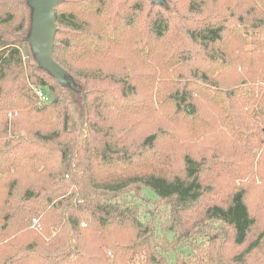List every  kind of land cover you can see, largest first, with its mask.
<instances>
[{
	"label": "trees",
	"instance_id": "1",
	"mask_svg": "<svg viewBox=\"0 0 264 264\" xmlns=\"http://www.w3.org/2000/svg\"><path fill=\"white\" fill-rule=\"evenodd\" d=\"M165 1L60 0L78 93L0 0V264H264V0Z\"/></svg>",
	"mask_w": 264,
	"mask_h": 264
},
{
	"label": "rangeland",
	"instance_id": "2",
	"mask_svg": "<svg viewBox=\"0 0 264 264\" xmlns=\"http://www.w3.org/2000/svg\"><path fill=\"white\" fill-rule=\"evenodd\" d=\"M152 1L166 4L165 0H152ZM231 1L241 2L243 0H231ZM28 5H29V19L26 25L25 32L22 35V37H24L27 40L31 49L28 55L26 54L24 55V60L29 63V67L31 70L35 72L44 73L45 75H50L56 78V80H58L60 83L68 85L70 88L74 89L75 92L81 93V90L78 89L74 80L72 78H69L65 73V71L55 66L54 62L49 57L48 51H46V49L44 48V44L38 35V8L36 6V0H29ZM249 22L250 20L248 19L244 21V25H245L244 29L246 28L247 29L246 31L250 33L251 30L248 28ZM27 70H29V68ZM86 111L87 110L85 105L81 102V100L79 101V99H77V106H74L73 104L71 105L70 107L71 126L74 129H79L80 131L84 130L85 128L84 120H85ZM213 142L214 143L218 142V140L215 141V139H213ZM252 177L255 179L258 185L261 184L260 172L256 171L252 176L250 175L248 178H246V180L238 179L236 181V185L240 186L241 184L246 183V181L250 182V178ZM263 188L252 192V199L255 202H258L257 199L260 200L264 199ZM194 237L196 238L199 236L196 235ZM196 254H198V252H196ZM199 258L201 259L203 257L200 255ZM256 264H260V262L258 261Z\"/></svg>",
	"mask_w": 264,
	"mask_h": 264
},
{
	"label": "water",
	"instance_id": "3",
	"mask_svg": "<svg viewBox=\"0 0 264 264\" xmlns=\"http://www.w3.org/2000/svg\"><path fill=\"white\" fill-rule=\"evenodd\" d=\"M60 0H36L38 8V35L52 60L56 34L55 8ZM53 61V60H52Z\"/></svg>",
	"mask_w": 264,
	"mask_h": 264
},
{
	"label": "built area",
	"instance_id": "4",
	"mask_svg": "<svg viewBox=\"0 0 264 264\" xmlns=\"http://www.w3.org/2000/svg\"><path fill=\"white\" fill-rule=\"evenodd\" d=\"M39 96H41L42 98L45 99V97L43 96V93L42 92H39Z\"/></svg>",
	"mask_w": 264,
	"mask_h": 264
}]
</instances>
